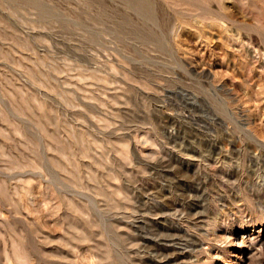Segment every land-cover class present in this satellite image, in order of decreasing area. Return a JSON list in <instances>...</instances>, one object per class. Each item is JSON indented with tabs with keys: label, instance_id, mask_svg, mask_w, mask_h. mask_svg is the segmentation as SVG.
<instances>
[{
	"label": "rangeland",
	"instance_id": "374dc122",
	"mask_svg": "<svg viewBox=\"0 0 264 264\" xmlns=\"http://www.w3.org/2000/svg\"><path fill=\"white\" fill-rule=\"evenodd\" d=\"M0 264H264V0H0Z\"/></svg>",
	"mask_w": 264,
	"mask_h": 264
},
{
	"label": "bare ground",
	"instance_id": "6f19581e",
	"mask_svg": "<svg viewBox=\"0 0 264 264\" xmlns=\"http://www.w3.org/2000/svg\"><path fill=\"white\" fill-rule=\"evenodd\" d=\"M134 5V4H133ZM143 7H144V5H143ZM134 8V7H133ZM148 8V7H147ZM135 10V9H134Z\"/></svg>",
	"mask_w": 264,
	"mask_h": 264
}]
</instances>
